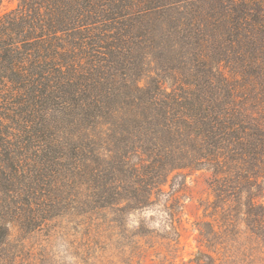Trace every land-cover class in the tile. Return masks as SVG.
<instances>
[{
    "label": "trees",
    "instance_id": "trees-1",
    "mask_svg": "<svg viewBox=\"0 0 264 264\" xmlns=\"http://www.w3.org/2000/svg\"><path fill=\"white\" fill-rule=\"evenodd\" d=\"M198 172L195 264H264V0H18L0 15V264H32L37 234L48 264L178 245L173 196Z\"/></svg>",
    "mask_w": 264,
    "mask_h": 264
},
{
    "label": "rangeland",
    "instance_id": "rangeland-1",
    "mask_svg": "<svg viewBox=\"0 0 264 264\" xmlns=\"http://www.w3.org/2000/svg\"><path fill=\"white\" fill-rule=\"evenodd\" d=\"M18 0H0V15L11 9L16 8ZM207 175L202 172L193 173L186 176L185 186L174 194L173 199L182 206L179 214L180 238L179 244L173 247L167 246L156 250L144 249L141 254L128 264H195V258L199 251H207V248L200 245L198 232L194 225L197 221L203 220V202L211 200V196L206 184ZM168 186L165 191H168ZM185 197V198H184ZM180 198V200L178 199ZM150 217V214H148ZM159 220H154L155 228L158 227ZM17 237L14 235L13 237ZM15 237V238H16ZM45 237L37 234L30 238L24 245L21 255L24 261H32V264H48L40 258L39 245L43 243ZM12 245H15L13 242ZM52 252L56 253V259L60 262H70L66 255V245L61 238L53 242ZM24 263V262H22ZM50 263V262H49Z\"/></svg>",
    "mask_w": 264,
    "mask_h": 264
}]
</instances>
